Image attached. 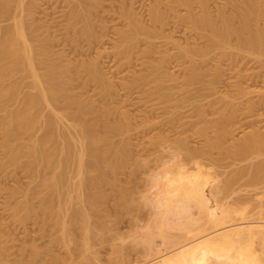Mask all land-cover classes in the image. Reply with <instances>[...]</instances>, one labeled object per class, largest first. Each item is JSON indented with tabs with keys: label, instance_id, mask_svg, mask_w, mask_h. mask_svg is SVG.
<instances>
[{
	"label": "rangeland",
	"instance_id": "obj_1",
	"mask_svg": "<svg viewBox=\"0 0 264 264\" xmlns=\"http://www.w3.org/2000/svg\"><path fill=\"white\" fill-rule=\"evenodd\" d=\"M208 1L213 13L225 2ZM258 1L264 13V0ZM157 4V0H0V42L7 40L14 47L23 49L25 55L26 49L21 45L22 41H26L37 49L40 58L45 56L44 50L48 46V55L67 69L64 75L69 83L64 96L86 109L85 120L88 123L97 119L95 131L107 138L100 146L107 151L109 158L106 161H115L116 153L123 160L117 168H112L110 162H101L100 169L107 182L88 188L86 181L97 173V168L88 165L78 168L74 147L69 148V160L67 166L63 167L61 149H68L66 137L63 139L60 135V124L46 129L44 117L49 115L51 107L43 101L27 109V122L30 118L33 123L25 122V130L20 137L10 141L15 148L13 153L18 155L16 166L5 155L3 143L6 137L0 127V250L3 251L0 254L5 262L22 259L31 253L33 247H37L42 252L39 262L57 255L59 260L69 262L74 259L76 264L78 260H85L84 257L97 255L102 264H109V258L115 257L114 250L122 248L128 257L125 264H149L174 252V248L176 250L179 246L178 242L182 245L219 228L206 225L204 231H198L200 235L197 231H194L196 234L186 233L180 227L178 229L184 218L177 213L165 212L157 204L159 186L155 184L156 177L168 172L181 158L185 159L187 151L184 146L188 151H201L208 143V135L213 140L211 157L206 154L199 155L195 160L183 161L188 169H192L194 162L198 161L204 172L210 173L208 194L211 184L221 187L240 168L264 159V153H253L243 161L232 159L230 154L231 149H235L239 142L256 130L264 140V47L255 53L219 48L206 54L186 56L180 52V47L204 46L205 43L200 39L188 38L183 30L169 26L159 30L160 33L149 40L138 34L131 40L122 41V33L128 32L127 29L132 26L129 13L138 25L149 26L150 8ZM77 10L82 11V15H76ZM123 10H127L129 16H123ZM180 11L182 14L186 12L185 9ZM16 21H24L25 24L17 27ZM86 27H91L92 36L85 33ZM236 42L234 38L230 44ZM27 54L25 56L28 57ZM14 60V57L8 58L9 63ZM160 63L163 67L152 72V68ZM94 64L100 68L104 84L89 70L93 69ZM35 70L42 74L45 66L40 64ZM26 71L24 64L0 81V88L8 96L3 95L0 99L1 124L23 107L24 98L38 97V87ZM251 100L260 104L249 112ZM76 104L67 109L75 110ZM56 107V112L61 113L60 106ZM229 116L232 117L230 120ZM260 117L263 119L261 122L258 121ZM65 121V131L73 138L77 149L85 148L86 137L73 128L71 118ZM114 123L122 126L119 132L108 129ZM221 127H226V131ZM203 128L206 135L199 133ZM219 130L227 132L224 142L221 138V142H218L219 138L215 136ZM40 140L47 143L45 153L47 150L46 156L49 157H46V163L38 161L34 169L24 168L28 160L34 158L31 146ZM213 157H223V161L218 159L220 162H216ZM49 159L52 160L49 162ZM248 175L232 186L230 197L216 195L219 207L229 209L228 212H238H232V223L241 221V211H245L249 219L264 220V178L261 179L263 184L258 181L260 184L253 183L251 186L250 182L247 185ZM60 176L64 178V182L60 183L62 187L49 186ZM46 181L49 183L45 184ZM94 190L100 191L104 197L87 212L92 220L102 223L101 230L105 231L106 241L104 246L96 245L91 252L85 251L81 256L75 253L73 244H70L71 247L64 245L66 242L60 236L56 214L59 213L60 219L66 220L68 228L78 231L82 223L72 224L70 215L83 206L82 196ZM47 198L51 202L46 205ZM214 198L211 201L214 202ZM51 212L52 215L56 213L55 217ZM199 215L194 208L192 217L199 221ZM200 222L204 225L201 219L193 228L202 225ZM166 225L170 227L166 228ZM252 245L260 259L262 257L259 264H264V241L261 237H255Z\"/></svg>",
	"mask_w": 264,
	"mask_h": 264
},
{
	"label": "bare ground",
	"instance_id": "obj_2",
	"mask_svg": "<svg viewBox=\"0 0 264 264\" xmlns=\"http://www.w3.org/2000/svg\"><path fill=\"white\" fill-rule=\"evenodd\" d=\"M157 2L158 4L156 7L154 6L150 8L151 12L149 26H147L148 24L138 25L137 23H135L133 19H131V13L127 12V10H125L127 14L124 12V10L123 14L121 12L123 16L130 15V18L128 17L129 22L131 20L130 25L132 23V26L127 29V31H129L123 32L125 34L122 33V36L124 38V40L122 39V41H128L127 39L131 40L135 37V35L138 34L144 35L147 39L152 37L155 38L161 30H164V28H167L166 26H169L171 28L173 27V29L175 28L183 30V32L187 34L188 38L193 37L195 39H200L203 41V43H205L204 46L193 47L190 45V47L187 46L186 48L180 47V52H182L186 56L193 57L195 53L206 54V52H208L209 50H225V48H233L240 51L245 50L255 53L258 50L260 51L261 48L264 47V13L261 9V4H259L258 0H225L223 5H219V7L216 6L217 12L215 13H213V10L209 7L210 2L208 0H157ZM182 9L186 10L184 14H182L180 11ZM76 15H82V11L77 10ZM15 24L17 27H23L25 23L24 21H16ZM86 28L87 29L85 30V33L87 35H90L91 27ZM234 38L237 42L234 45H231L230 43ZM11 45L12 44H10V42H8L7 40H3L0 42V81L4 80L7 76L11 75L14 69L26 64V73L33 77L34 82L38 87L39 93L38 97L27 96L26 98H24L25 102L22 104L23 107L14 111L15 113L11 115L9 119H4L2 124L0 123V127H2V130H4V134L6 137V142L3 143V146L5 147V155H7V158L11 162H13L15 166L17 165L18 155L13 153L15 148L11 145L10 141L12 138L18 139L21 133L25 130L24 125H26L25 122H27V118L29 117H27V113L29 112H27V109L29 110L30 106H35L40 101H43L48 107H51V112L49 113V115H46L44 117L46 129L48 130L50 128H53V125L55 126V124H60V135L63 136V139H65L64 137H66L68 149H61V153H63V167H65L69 160V148L74 147L73 149L76 151L77 154L75 158V163L78 168H82L84 167V165L93 166L94 169L95 167L97 168V173L88 181H86V186L88 188H94L106 183L107 179L104 176V172H102L103 170L101 171L100 169V164L102 165L101 162L106 161L107 151L103 150L100 146L104 141L107 140V138L102 135H99L98 132L95 131L97 119L88 123L85 120V115L87 113L86 109L82 105H80V103L79 105L78 103H73L70 97L68 98V96H64V92L67 88L66 86L69 83H67V80L65 79L64 75L67 70L66 67H64L57 61H54L48 55V46L45 47L44 50V52L46 53L45 56L43 58H40L37 56V49L26 41H22L21 46L26 49V53H29L27 54L28 57L25 56V51V55L23 54V49L20 50L19 48H17V46L14 47L13 45ZM222 53L223 55H225L223 50ZM9 57L15 58L13 63L8 62ZM26 60L27 62H25ZM40 64H43L45 66V71L42 74L38 73L35 70V68ZM94 65V67L91 66L93 67V69L90 67L91 69L89 70H91L93 75L99 81H101V83L104 84L105 79L102 76V72L99 70L100 68L98 69V67H96L97 65ZM162 67L163 65L160 63L158 66L152 68V72L160 70ZM6 94H4L3 88H0V99L3 97V95L5 97H8ZM55 104L56 106H60L62 110L61 113L56 112V106L54 107ZM73 104L78 105L77 108L75 110H68L69 108L67 109V107H70V105ZM259 104V101H249V112L254 111L257 105L259 106ZM76 105H74V107H76ZM105 111H107V109ZM229 117L230 120L232 117ZM68 118H71L74 121L73 128L78 130L86 137L87 145L85 148L78 147L79 149H77V145L74 142L73 138L68 135L69 133L65 131L64 127L65 125L67 126V124L66 121L64 122V119L66 120ZM262 120L263 119H261V117L258 118V121L261 122ZM32 121L29 118V122H27V124H32ZM236 123H238V121ZM222 127L221 129L223 131H226V127ZM108 129L112 132H119L122 129V126L118 123H114L110 124L108 126ZM200 130V135H204L206 132L204 128ZM219 131L221 134L219 133ZM219 131L216 133L215 136L216 138H219L217 139L218 142H221V139L222 142H224V138H226L225 136L227 135V132L223 133L221 130ZM258 131L259 130L252 132L250 136L244 138L241 142H239L238 145H236L235 149H231L232 151L230 154L233 156L232 159L239 158L237 160L240 161L253 153H264L263 136ZM217 134L220 137H218ZM208 136V139L205 138L206 140H208V146L207 144H205L207 148L204 146L206 150L204 148V151H188V148L184 146V150L187 151V153H185L184 155L185 159L181 158L179 162L175 163L172 167L169 168L168 172L161 175L158 174L159 177H156L155 180V184L159 186V188L157 189V204L159 207L164 208L163 210L165 212L167 211L175 214H180V216L184 218V221H181L179 225L177 224L178 229L180 227L182 230L187 231L186 233H194V231H197V233L200 235V233L205 230L204 227L206 225H211V228H219L211 233L198 236L196 238L194 237V240H186L189 242H183L182 245L180 242H178L179 246L178 248H176V250L174 248V252L172 251L173 253L171 252V254L158 258V260L149 264H259V261L262 259V257L260 259V257L256 254L254 248L252 247V243H254L255 237H261V239L264 241V220L249 219L246 216L247 213L245 211H241L239 213V215H241V221L237 223L230 222L231 218L233 219V217L231 216H234V214L238 212H235L236 210H232L233 213L235 212L233 214L231 210L228 212L227 210L229 209H225L223 208V206L219 207L216 203V195L219 196V194H221L222 198L230 197V195H232L231 190H233V187L236 185V183L239 184V180H243V178L246 177V174L250 175V177H248L247 185H249V182L251 183V186L255 183L256 185L260 184L259 182H262L264 178V159L260 160L255 164L253 163V165L251 166L248 165L247 167V165H245L246 167L244 166L243 168H240L239 170H237L236 175H233L232 177L226 179L223 183V186L221 187L213 186L211 184L212 187L209 189L208 194L207 189L209 188V185L211 183L210 173L204 172L201 163L198 161L194 162V166L192 167V169H188L185 163L183 162L188 160H195L199 155H210V150L212 149L211 147L214 143L212 142L213 140L209 139ZM45 143L46 140H40V142L35 143L33 144V146H31V151L34 154V158H32L30 161L28 160L24 168L27 167L29 170L34 169L38 161H45L46 159H48L46 158L49 157L46 156V153L48 151L46 150L45 153ZM182 146L183 144H181V147ZM211 156L212 155H210V157ZM114 157L116 159L115 161L109 160L110 163L108 161L106 162H108L112 168H117L123 163V160L118 153H116ZM225 157L224 159H226ZM212 159L216 162L218 161V159H222L223 161V157H218V159H216V157H213ZM51 160L52 159H49V162ZM220 160L218 162H220ZM48 164L49 163H47V165ZM63 179L64 178L60 176L58 180L49 184V186H61L60 183L63 181ZM48 183L49 182L47 181L45 182V184ZM241 185H239V187ZM244 185H246L245 182ZM212 195L213 197H215L214 200L216 199L214 202L211 201L213 199V197L211 199ZM123 196L124 195L122 194L121 200L123 199ZM82 197V201L84 203L83 206L75 209L70 215V221L72 224H78V222L81 221L80 223H82V226L78 231H72L70 228H68V226L66 225V220H64L63 218L60 219L59 213H54V215H52V212L50 213L53 217H55L56 214V224L58 225V227H60L61 231L60 236H62V239H65L64 242H66L64 243V245L66 246V244H68L69 246L70 244H73L72 246L75 247V253L81 256L84 255L85 251H90L91 249H94L96 245L104 246L103 244H105L106 241L105 231L101 230L102 223L99 221L92 220L90 214L87 212V209H94L97 201L103 198L104 195L100 191L94 190L93 192L86 193ZM49 202H51V200H48V198L45 199L46 205L49 204ZM26 206L28 209L29 206ZM194 208L198 210L200 214L199 216H201L200 220H204V225L200 222L199 224L202 225H198L195 228H193V226L197 225L200 220L198 221L197 219H194L192 217ZM43 209L45 208H42V210ZM163 213L161 212V214ZM162 216L166 217L164 215ZM158 222L157 224H160V227H162V229H165V227L163 228L164 225L161 226V223ZM229 222L231 224H229ZM155 223L154 226H156ZM165 224H167V219L165 221ZM171 226L173 227V225ZM167 227H170V225H166V228ZM162 229L160 230L164 231ZM0 251H2V249ZM0 253H3V251ZM114 253L115 254L113 255L115 257H110V260L107 261L109 264L126 263V260L128 258H126L127 253L125 252V254L122 248H116L114 250ZM18 256L21 255L18 254ZM53 256H51V258L47 256L48 258H44V260H41V262H39L42 257V252L37 247H33L31 253L28 254L25 258L23 257L22 253V259H13L12 262L9 260L10 263L5 262V259L1 257L0 254V264H74L76 261H74V259H71L69 260V262H66V260L64 261V259L59 260V256L57 255V257ZM96 256H92L93 258L84 257L83 259L85 260H78L76 264H102L101 258L100 261L99 257Z\"/></svg>",
	"mask_w": 264,
	"mask_h": 264
}]
</instances>
